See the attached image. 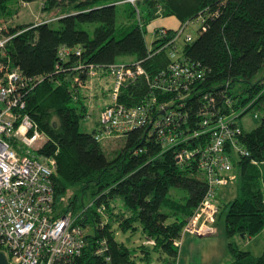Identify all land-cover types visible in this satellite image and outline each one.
Segmentation results:
<instances>
[{
	"label": "trees",
	"instance_id": "obj_1",
	"mask_svg": "<svg viewBox=\"0 0 264 264\" xmlns=\"http://www.w3.org/2000/svg\"><path fill=\"white\" fill-rule=\"evenodd\" d=\"M11 1L0 0L5 21L20 11ZM40 1L44 11L55 14L58 26L50 19L9 24L2 29V39L7 41L0 47V65L8 71L18 69L25 77L24 111L44 135L37 155L56 160L53 183L59 214L73 212L82 226L92 221L94 233L85 234L86 246L76 264H138L134 251L145 253L139 259L149 262L152 250L159 254L160 264H177L179 249L174 242L208 186L199 163L211 132L194 134L208 128L205 120L213 124L220 116L234 117L231 127L235 124L241 129L234 135V143L249 153L241 154L237 161L241 186L226 215L228 238H252L261 233L264 0H144L137 6L123 0ZM118 5H126L122 14ZM161 16L175 17L180 24L157 28L150 45L145 24ZM192 25L197 27V36L190 34L193 40L188 41L184 33ZM182 27L184 32L177 37ZM62 47L69 49L64 59L60 57ZM174 62L189 66L196 74L187 89L163 88ZM118 64H139L145 74L122 85L117 103L147 106L152 119L168 114L160 108L165 105L174 111L172 128L183 141L166 147L152 128L136 127L121 137L122 146L109 156L103 140L96 138L99 121L93 131L81 130V120L88 116L84 102V88L90 90L88 68L96 67L98 83L102 78L111 79V66ZM248 112L260 119L251 130L242 122ZM183 150L194 152L185 162L177 159ZM87 193L94 198L88 206L84 203ZM101 205L106 206L105 215L97 211ZM118 230H140L151 243L133 250L116 239ZM100 239L107 245L102 255L96 253ZM229 250L233 260L228 264H264V251L255 255L234 241L229 242Z\"/></svg>",
	"mask_w": 264,
	"mask_h": 264
},
{
	"label": "built area",
	"instance_id": "obj_2",
	"mask_svg": "<svg viewBox=\"0 0 264 264\" xmlns=\"http://www.w3.org/2000/svg\"><path fill=\"white\" fill-rule=\"evenodd\" d=\"M142 1L121 2L137 6ZM183 32L184 27L177 37H181ZM186 39L191 41L193 37L187 34ZM6 41L1 39L0 47ZM80 51L78 49L77 54ZM68 53L69 49L62 47L61 59ZM111 68L112 102L99 115L100 129L96 138L102 141L122 137L136 127L148 126L166 147L183 141L172 128L175 113L168 111L165 105L160 108L168 114L161 119H152L147 106L126 107L117 103L122 85L145 74L143 67L139 64L133 67L118 64ZM169 70L171 77L163 87L168 91L181 86L187 89L189 82L196 77L192 68L180 62L172 63ZM87 77L89 83L98 79L95 66L90 65ZM163 80L165 83L166 78ZM77 82L82 85L79 77ZM25 86V77L18 69L8 71L0 65V247L10 264H76L75 259L82 255L86 246L84 226L77 222L78 216L73 212L59 214L56 207L53 183L56 160L32 152L36 151L44 135L24 111L26 103L22 101V89ZM257 116L254 115L255 118ZM234 121L233 116H220L213 124H209L207 119L203 124H208V128L194 134L198 137L211 132L210 144L201 153L199 163L208 186L204 198L186 222L181 237L174 242L178 249L186 234L206 236L217 231L215 222L221 212L217 203V188L231 179L227 173L233 167L234 155H249L248 151L234 143V135L241 131L238 125L231 127ZM193 154L183 150L177 154V159L185 162ZM97 211L105 215L106 206H99ZM97 243L96 253L104 254L106 241L100 239Z\"/></svg>",
	"mask_w": 264,
	"mask_h": 264
},
{
	"label": "rangeland",
	"instance_id": "obj_3",
	"mask_svg": "<svg viewBox=\"0 0 264 264\" xmlns=\"http://www.w3.org/2000/svg\"><path fill=\"white\" fill-rule=\"evenodd\" d=\"M10 4L13 7H18V0H12ZM126 5H118V13L122 14L125 10ZM55 16L54 13H51L49 11H44L42 8V2L40 0L33 1L32 3H29L26 6L20 7V12L17 15H14L13 17H8L7 20H10L12 25H20V24H26V23H38L42 22L44 20L51 21V24L54 27L58 26V21L54 19ZM3 14L0 13V19H3ZM1 23V22H0ZM180 22L175 17H158L152 21H148L147 24H145V37L148 42V44H152L153 40L155 39V30L160 27H178ZM0 27H3L2 24ZM7 26H4L3 28H0V40L2 39V29L6 28ZM186 34H192L194 37L197 36V27L196 26H188L185 30ZM263 74V70L261 71L260 75ZM112 80L109 78H102V80L99 79L98 83L95 79L92 80L91 83H89L90 90L88 88L85 89V95L86 98L84 99L85 104L88 107V116L83 118L81 120L80 128L82 131L85 132H91L98 126L99 121V115L102 111V109L112 102V95H111V88H112ZM92 87V88H91ZM88 90V91H87ZM242 122L244 123V126L247 130H251L255 128L259 123L260 119H256L253 116V112L246 113L243 118ZM123 144V140L121 137H113L104 139L102 141L103 147H105L106 152L109 154V156L115 155L114 152L119 149ZM33 153L37 154V151L32 150ZM240 155L235 154L234 155V164L230 171H228L227 174L231 177L228 183L222 184L217 188V203L220 206L221 212L217 217V220L215 222L216 229L219 230L220 234L224 235V238L226 240V250L220 251L221 249L215 248V246L205 247L202 252L203 245H199L195 247V251L191 248V252L189 251L188 257L185 258L179 257L177 264H215L216 257H211L212 253L219 252L218 253V260H223L224 262L228 263L233 260L232 255L229 250V242L234 241L237 242L239 247L243 250H249L252 251L255 255H260L264 251V230L259 233L257 236L250 238H244L240 239L239 236H235L234 238L229 239L227 232H226V215L229 210L230 203L240 194V186H241V169L240 166L237 164V161L239 159ZM74 189L69 191L70 195H73ZM67 199L70 197L69 195L66 196ZM65 200V199H63ZM93 196L90 193H87L84 197V203L88 206L91 203H93ZM67 201V200H66ZM64 201L65 205L68 202ZM91 219L87 223L86 226H84V231L86 234H93L94 230L92 228ZM116 239L124 242L129 248L136 250L139 245H147L149 244V240L147 237H145L141 231H121L118 230L116 233ZM219 246V245H218ZM215 248V249H214ZM202 252V253H201ZM195 253V254H194ZM136 260L138 264H160L158 261L159 254L151 251L152 254V262H147L146 260L139 259L141 256H143L145 253L141 251H134ZM181 254V252H180ZM179 254V255H180ZM216 255V254H215ZM217 256V255H216Z\"/></svg>",
	"mask_w": 264,
	"mask_h": 264
},
{
	"label": "crops",
	"instance_id": "obj_4",
	"mask_svg": "<svg viewBox=\"0 0 264 264\" xmlns=\"http://www.w3.org/2000/svg\"><path fill=\"white\" fill-rule=\"evenodd\" d=\"M32 3V2H30ZM29 3H18V5L20 7H23V6H26L28 5ZM20 12V11H19ZM18 12V13H19ZM17 13V14H18ZM15 14V15H17ZM0 25L2 24V26H8L9 24H12L10 20H4V19H0ZM3 27H0V28H3ZM238 238L240 239H244V237H241L239 236ZM247 238H250V237H247ZM253 238V237H252ZM250 238V239H252ZM237 243V242H236ZM204 244V245H203ZM238 244V243H237ZM199 245H203L202 247V252H203V249L205 247H210V246H215V248H218V249H221L220 251H223V250H226L227 247H226V240L224 238V235L223 234H220L219 233V230L217 229V231L214 233V234H210V235H206V236H201V235H192V234H186L183 238H182V244H181V247L179 248V254L181 252V254L178 256V259L179 257H185L186 259L189 258L188 257V254H189V251L191 252V248L193 249V251H195V247L199 246ZM219 245V246H218ZM214 248V249H215ZM201 252V253H202ZM252 252V251H251ZM218 253L219 252H214L212 253V258L213 257H216L215 259V264H228L226 262H224L223 260H218L219 257H218ZM253 253V252H252ZM195 254V253H194ZM217 256H216V255ZM233 258V257H232ZM153 260L151 259V262ZM178 261V260H177Z\"/></svg>",
	"mask_w": 264,
	"mask_h": 264
},
{
	"label": "water",
	"instance_id": "obj_5",
	"mask_svg": "<svg viewBox=\"0 0 264 264\" xmlns=\"http://www.w3.org/2000/svg\"><path fill=\"white\" fill-rule=\"evenodd\" d=\"M244 236V235H242ZM0 264H10L4 252L0 251Z\"/></svg>",
	"mask_w": 264,
	"mask_h": 264
}]
</instances>
